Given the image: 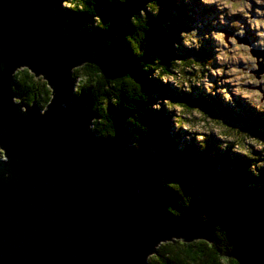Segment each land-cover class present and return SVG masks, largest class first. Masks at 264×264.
I'll return each mask as SVG.
<instances>
[{
  "label": "water",
  "instance_id": "95a60500",
  "mask_svg": "<svg viewBox=\"0 0 264 264\" xmlns=\"http://www.w3.org/2000/svg\"><path fill=\"white\" fill-rule=\"evenodd\" d=\"M55 7L0 0V147L12 177L0 179V264H150L164 243L213 242L210 225L143 195L131 151L93 130L95 114L74 101L69 79L93 49L66 34ZM24 68L51 90L43 116L36 101L20 100L34 104L23 114L11 103V73ZM235 256L264 264V255Z\"/></svg>",
  "mask_w": 264,
  "mask_h": 264
},
{
  "label": "trees",
  "instance_id": "16d2710c",
  "mask_svg": "<svg viewBox=\"0 0 264 264\" xmlns=\"http://www.w3.org/2000/svg\"><path fill=\"white\" fill-rule=\"evenodd\" d=\"M53 1L58 16L65 22V32L71 30V35L84 38L93 48L92 60L75 68L71 78V84L78 89L74 101L83 102L95 114L93 130L101 139L109 140L115 146L123 144L131 151L143 195L160 199L175 216H194L199 222L210 225L213 231L211 243L177 240L164 243L149 258V263L249 264L239 261L236 253L260 260L264 255L262 170L255 165L254 158H233L229 153L219 155L210 146L199 151L196 145L187 144L179 149L176 137L170 138L165 132L170 117L163 108L153 111L148 107L155 102V94L163 96L167 90L141 71L127 47L128 44L142 61L149 59L150 51H156L166 61L175 54L171 47L172 32L186 29V25L178 21L185 14L184 8L174 0H159L160 15L149 19L148 49L144 52L140 31L144 21L133 18L127 29L130 32L127 44L120 28L127 15L141 6V0H128L126 5L95 0L96 14L102 21H112L113 27L107 36L96 29L82 30L79 24L87 23L92 14L91 0H64L65 8L61 7L60 0ZM168 16L172 23L165 31L160 24ZM97 23L103 26L102 22ZM113 35L118 38L113 39ZM105 39L112 40L110 47L104 46ZM144 67L168 77L174 74L177 65L170 68L164 63H145ZM126 72L130 75L118 76ZM15 80L22 102L36 101L44 106L50 101L47 83L38 81L28 69L17 71ZM144 93L149 98L147 105ZM245 122H249L247 116ZM262 131L264 133V129ZM249 167L257 169L259 176H253ZM256 238L261 244L254 241ZM228 245L232 246L231 251Z\"/></svg>",
  "mask_w": 264,
  "mask_h": 264
},
{
  "label": "clouds",
  "instance_id": "9594fccd",
  "mask_svg": "<svg viewBox=\"0 0 264 264\" xmlns=\"http://www.w3.org/2000/svg\"><path fill=\"white\" fill-rule=\"evenodd\" d=\"M27 2L31 3V0H27ZM107 3L126 5L128 0H107ZM94 4L95 0H91L93 12L87 18L88 22L85 24L78 23L81 25L82 30L96 29L107 36L113 27L112 21H102L101 16L96 14ZM60 5L65 8L64 0H60ZM150 5L154 7H150ZM199 5L214 9L215 16L209 20L210 27L204 30L203 26L197 23L187 29L172 32L171 47L175 50V54L168 57L166 61L162 60L160 54L156 51H150L148 53L149 59L142 61L126 42L130 33L127 29L131 26L133 18H140L144 21V28L140 30L142 51L145 52L148 49L146 36L150 31L149 19L159 17V0H141V6L131 11L127 15V19L120 25L127 47L131 55L136 59L141 71L146 73L149 79L156 80L166 86L170 85L175 89L177 98H157L148 107L153 111H160L163 108L164 111L168 112L172 129L176 132L182 131L189 134L185 136L186 140L194 138L186 129L176 124L175 106L185 104L200 107L198 104H190L184 98L191 97L194 91H199L202 102L207 101L209 98H218L223 104L235 109L239 101L243 102L255 113L264 115V0H199ZM257 5L261 7H257ZM97 22H102L103 26ZM171 23V17H165L160 24V28L167 31ZM226 32L230 33L227 42L225 41ZM248 33L252 34L250 43L238 44L237 40H243ZM66 34L71 35V30ZM116 38L118 37L113 35V39ZM205 41H212L211 48L207 55L199 56ZM103 43L105 47H110L112 40L105 39ZM229 44H231V47H229ZM253 52L255 55L251 54ZM79 59L77 57L74 61ZM240 61L243 62L242 65H240ZM145 63L152 65L164 63L170 68L183 64L187 73L186 76L181 77L184 83L177 84L174 80H169L152 68L144 67ZM4 68V64L0 63V71H3ZM15 69L11 73L14 83L9 85L11 92L14 93L11 97V103L16 106L18 114H23L29 108H32L34 104L24 105L20 102V98L17 95ZM124 75L130 74L126 72L118 76ZM69 79L71 81V78ZM249 84L258 87L248 88ZM72 92L78 97V89L74 85ZM148 99L147 96L146 105ZM52 100L53 98L44 106L36 104L39 106L38 115L43 116L46 113ZM217 117L222 119L219 116ZM89 127L86 128V131H89ZM194 140L201 149L206 147V143H200L197 139ZM217 147L221 151H225L220 144H217ZM0 161L5 162L6 165L5 168L0 169V179L8 182L12 177L7 169L8 157L3 147H0ZM249 171L253 176L259 175L257 169L249 167ZM226 242L228 244V241ZM228 247L229 251H231L232 246L228 245Z\"/></svg>",
  "mask_w": 264,
  "mask_h": 264
},
{
  "label": "rangeland",
  "instance_id": "374dc122",
  "mask_svg": "<svg viewBox=\"0 0 264 264\" xmlns=\"http://www.w3.org/2000/svg\"><path fill=\"white\" fill-rule=\"evenodd\" d=\"M174 2L184 8L185 14L183 17H179L178 21L183 22L186 25V29L197 23L201 24L204 30L210 27L209 20L215 16L213 8L200 6L199 0H174ZM257 7L261 6L257 5ZM229 34L230 33L227 32L225 33L226 42ZM251 38L252 34L248 33L243 40L238 39L237 43H250ZM211 45L212 41H205L204 47L201 49L199 56L207 55ZM229 47H231V44H229ZM251 54L255 55L254 52ZM239 63L242 65L243 62L240 61ZM186 75L185 68L183 64H181L177 65V68L174 69L173 75L166 78L174 80L177 84H183L184 80L181 79V77ZM36 79L40 82L46 83L41 76H37ZM161 86L167 90V92L164 93L163 96L155 94L156 99L163 97L172 99L177 98L175 96V89L170 85L166 86L162 84ZM247 87L253 88L258 86L249 84ZM184 98L188 100L190 104L197 103L201 108L185 104L176 105V124L181 128L186 129L193 138L197 139L200 143H206L205 149L210 146L218 151L219 155L229 153L230 157L233 158L239 156L254 158L255 160L253 161L255 165L262 170L261 173L264 175V133L262 131L264 129V115L255 113L247 105L239 101L235 109L223 104L218 98H209L207 101L202 102L199 91H194L191 97ZM166 114L170 117L168 112H166ZM217 116L221 117L223 120L219 119ZM245 116H247L249 122H245ZM168 123V130L165 132L170 138L176 137L179 149L184 148L187 144H194L200 151L201 148L194 139H185V136L189 134L182 131H174L171 126L170 118ZM217 144H220L225 151L218 149ZM254 241H256L257 244H261L260 239L256 238ZM154 255L155 254L150 256V258Z\"/></svg>",
  "mask_w": 264,
  "mask_h": 264
},
{
  "label": "bare ground",
  "instance_id": "6f19581e",
  "mask_svg": "<svg viewBox=\"0 0 264 264\" xmlns=\"http://www.w3.org/2000/svg\"><path fill=\"white\" fill-rule=\"evenodd\" d=\"M56 8V7H55ZM134 158V157H133ZM134 165H135V161H134Z\"/></svg>",
  "mask_w": 264,
  "mask_h": 264
}]
</instances>
